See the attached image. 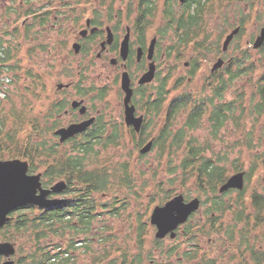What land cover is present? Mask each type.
<instances>
[{
  "label": "rangeland",
  "instance_id": "1",
  "mask_svg": "<svg viewBox=\"0 0 264 264\" xmlns=\"http://www.w3.org/2000/svg\"><path fill=\"white\" fill-rule=\"evenodd\" d=\"M13 1L0 0V49L8 51L7 54L0 53V56H9L6 61H0L2 68L0 69V161L30 160L34 173H44L47 168L58 163L60 155L69 153L71 149L70 145L61 148L58 150L59 153H56V156L51 159H49L51 156L45 158L44 151L38 155L35 153L37 146L40 147L43 142L51 141L50 133L46 131L44 125V119L48 113L46 96L56 92L57 84L77 79L69 75L67 77L62 75L66 70L69 73L76 72L77 64H73L74 68L64 66L67 69L54 65L55 48L52 49V52L47 53L50 38L44 33V31H49V28L40 31L36 27L31 35L23 34L21 27L18 31H14V11L18 7ZM110 1L106 0L103 7L105 13L110 8ZM155 1L156 11L150 18L149 37H154L159 28L167 26L166 0ZM44 2L46 0H32L25 5L24 10L37 9ZM55 6L56 4L53 3V7ZM136 7L137 3H134V0H115L114 10H120L122 16L128 14L133 21L136 16ZM175 7L176 13H180L178 5ZM131 8L133 11L130 15ZM200 25L199 31L195 29L199 32L198 39L193 40L190 45L184 44L185 47L181 48L182 51L176 59L166 58L160 64L162 77L167 74L168 70H173L175 66L177 68L165 88L168 91L166 101L187 93L190 96L192 94V98L197 102L207 99L212 96L214 88L221 84L218 81L220 78L224 82H228L230 77L228 72L233 74L244 72L231 81L230 86L223 94V103H235L236 109H238L234 111V114L231 112L228 123L217 134H214L207 117H204L201 126L191 133L188 132V139L189 137L194 139L196 145L203 148L202 157L212 160L216 166L224 169L227 176L238 171L246 172L243 194L232 192L220 200L223 205L231 206L229 212L226 215L223 214L224 217L221 220L223 233L230 239L229 242L234 247L239 245L240 241H247L264 252V207L262 208L261 205L258 207L253 203L254 195L264 196V111L259 113L257 110L260 102L257 90L264 76V47L254 48L256 39L264 29V0H210L201 17ZM237 27L241 29L239 34L235 36L227 52L223 53L226 37ZM173 39L174 36L168 35L162 46H168L175 42ZM14 50L15 58L13 57ZM245 52L249 59L245 60L242 65L244 66L242 69L245 71H239L236 63L238 60L245 59ZM220 58L224 60V65L216 74H212V67L218 63ZM193 62H198L199 65L195 73L191 72ZM28 77L30 78L28 79ZM86 78L85 87H96V90H89L87 95V99L92 105V102L98 98V90L104 82L100 81L97 73L90 69ZM115 97L116 95L112 93L104 99H98L94 104L97 108L105 106L106 113L112 114ZM185 113L186 110H183L182 115L179 112L171 118L170 129L176 131L182 127L186 119ZM163 119V116L150 114L148 121L151 123L146 129V141L159 135ZM115 120L117 119L115 118ZM31 121L34 126H31ZM118 125L121 126L119 142L104 148L97 147L98 155L89 157L87 163L89 170L112 171L113 178L110 187L105 191L108 198H103V202L109 200L115 205H124L125 208L119 207L111 214L101 212L100 220L95 224L96 230L104 227V229H100L101 233L93 231L82 237H89L88 244L96 250L102 248L100 245L108 247L111 252L110 256L119 258L120 253L116 250V246L120 245L124 251L128 249L131 253L136 252L134 241L137 239L138 228L135 230L134 228L140 223H144L147 229L143 235L145 236L143 252L149 251L148 256L157 258L159 256L157 250L160 246L154 244L155 230L150 224L152 210L157 205H163L169 197L176 194L182 193L190 199L194 196H201L203 193L196 183V178L189 175L194 173L195 169L187 173L180 169V163L186 153L185 148H175L170 152L167 145L165 152L162 153L163 150L158 146L149 153L141 155L137 145L141 138L133 136L127 131L122 118ZM183 146L186 147L185 144ZM27 153L38 157L31 160L26 157ZM199 163L197 162L196 165ZM123 164H127V166ZM126 167L132 174L129 185L121 178ZM45 178L43 175V180L48 182V178ZM98 197L101 199L102 194H99ZM202 197L204 201L207 199L205 195ZM263 201L264 198H261L260 204ZM208 207L209 202L200 212L203 214ZM202 214L194 217L193 224L195 226L200 225L196 221L202 219ZM205 214L204 217L207 219L208 214ZM239 214L242 215L241 221L235 225L234 222ZM228 226L234 234L238 233L234 237L237 239L233 238L234 234L232 237L227 235L226 227L228 228ZM13 230L9 228L0 231V242L10 240L16 244L18 252L19 249H22L23 255L26 252L27 254L34 252L35 242L29 241L25 236L15 233ZM76 235L74 230L62 235L60 229L58 235L54 237L52 233H49V236L42 239L41 243L48 246V250H52V247L60 242L67 246L68 240L71 237L76 238ZM102 237L106 238H104L105 242L101 241ZM201 237L205 248H199V254L196 249L197 256L201 257L195 258V264H204L207 260H215V256L217 264H239L241 262L240 258L231 259L232 255H235L234 248L231 254L228 252L229 250L226 253L223 250L217 252L206 250L210 249L208 243L210 240L202 234ZM163 245L167 248L171 244ZM187 246L191 247L188 244H181L180 249H186ZM244 249L243 246V252ZM99 253L101 251H96L95 254V252L91 253L80 247V249L72 250L70 258L66 261L61 259V264H93ZM182 255L181 252L173 257V262H177L178 260L175 258ZM263 257L264 255L259 254L260 259ZM243 259H245L244 263ZM240 264H252L248 253H243Z\"/></svg>",
  "mask_w": 264,
  "mask_h": 264
},
{
  "label": "flooded vegetation",
  "instance_id": "2",
  "mask_svg": "<svg viewBox=\"0 0 264 264\" xmlns=\"http://www.w3.org/2000/svg\"><path fill=\"white\" fill-rule=\"evenodd\" d=\"M30 1L32 0L13 1L18 7L15 8L14 11V31H18L19 27H21L23 34L31 35L36 27H38L40 31L49 28V31H44V33L50 38L47 53L52 52V49L55 48L54 65H59L67 69L64 66L74 68L73 64H77L76 72L69 73V71L66 70L64 74H62L65 77L69 75L77 79L57 84L56 92L46 96V100L48 101V113L47 117L44 119V125L46 131L50 133L51 141H46L41 144L44 148L45 158L51 156L49 158L51 159L55 157L56 153H59V149L65 148L68 145L71 146L69 153L60 155L61 157L58 163L47 168L44 173H34L30 160H26L29 164L28 173L30 175L42 174L41 181L45 189L52 188L58 182H65L66 184L63 191L60 193H51L48 196L50 200H62L63 202L61 204L48 208L31 205L37 209L46 211H55L63 206L61 210V221L59 223L61 234L64 235L70 230H74L77 233L76 238L71 237L68 240L67 246H65L63 242H60L58 245L59 249L55 251L54 245L51 250L52 253L59 252L61 259L66 261L70 258V252H72V250L83 247L85 251L91 253L95 252V254L96 251H101V253L97 254V258H95L93 264H195V258L201 257L200 255L197 256L196 249L198 253L199 248H205L202 240L203 238L201 237L202 234L210 240L208 242L210 249H206L208 251L217 252L218 250H223L226 253L227 250H229L228 252L231 254L234 248L235 255H232V260L240 258L242 262L243 253H248L252 264L264 263V257L261 259L259 258V254L262 256L264 255L263 250L247 241H240L239 245L234 247L229 242L230 239L224 235L223 226L221 224L222 217L229 212L231 206L223 205L220 203V200L223 196L232 192H237L239 195L243 194L246 184L245 171H238L233 174L236 175L240 172L244 173L243 189L231 188L222 192L221 188L233 175L227 176L222 168L224 173H201L198 172V168L195 167L194 173L189 175L192 178H196V183L203 194L201 196H194L190 199L182 193L176 194L175 196L169 197L163 205L157 206L163 207L173 198L182 195L184 203L186 204L198 201V208L188 216L186 221L179 223L175 229L168 231L163 237H157L159 228L156 224H152L151 222V216L154 209L157 207L155 206L150 215V224L155 230L154 244L160 246L157 250L159 252L157 258L148 256L149 251L143 252V243L145 240V236L143 235L147 229L144 223H140L139 226H135L134 228V230L138 228L137 239L134 241L136 252L131 253L128 249L124 251L120 245L116 246V250L120 253L119 258L110 256L111 252L108 250V247L100 245L102 248L96 250V248L88 244L89 237H82L93 231H97L99 234L101 233L100 229H104V227L98 230H96L95 227V224L98 223L97 221L100 220L101 212L103 214H111V212L116 211L119 207L125 208L124 205H115L114 202H109V200L103 202V198H108L105 191L110 187L113 177L111 175L112 171L107 172L105 170L104 172H97L95 170H89L87 160L91 156L98 155L99 151H97L96 148H104L119 142V128H121V126L118 125V122L121 118L123 119L127 131L133 134V136H139L141 138L140 143L137 144L141 155H145L141 153V150L150 141L154 142L152 150L157 148L155 147V143L158 135L151 137L147 141V138H145L147 135L146 129L151 123L148 121L150 114L163 116L162 128H171V118L168 112L174 99L170 101L167 100L168 102L166 101L168 91H166L165 88L168 84V80L172 77L173 72H175L177 68L176 66L173 67V70H168L167 74L162 77L160 64H162L161 62H163L164 59L166 60V58L176 59L177 55L179 56L180 51H182L181 48L185 47L184 44L180 45L178 24L176 22H171L170 19L171 17L178 19L180 15L186 14L185 5L189 0H185L184 2H181V0H166L165 18L167 20V26L165 28H159L154 37H149L148 32L151 29L150 18L154 16L156 11L155 0H134V3H137V7L135 8L136 16L133 21L129 18L128 14L122 16L120 10H114L115 0L110 1V8L107 9L108 12L106 13L103 11L106 0H46V2L37 9L30 8L24 10L25 5ZM53 3L56 4L55 7H53ZM176 5H178L180 9V13L178 14L176 13ZM188 10L193 12L194 6L191 9L188 8ZM132 11L131 8L130 15ZM168 35L174 36L173 41L175 42L163 47L164 39ZM195 39L197 38L191 39L186 46L192 44ZM262 47H264V44L258 49ZM222 52L226 53L227 51L222 49ZM0 53H3L2 49H0ZM13 57L15 58V50L13 51ZM8 58L9 56H0V61L3 62L2 59L6 61ZM194 64H196L197 67L194 66ZM214 66L215 64L213 67ZM191 67V72L195 73L199 68L198 62H193ZM213 67L211 70L212 74H216L217 71L221 69L218 68L213 70ZM0 69L2 68L0 67ZM89 69L97 73L98 79L100 78L99 80L104 82L98 90V98L92 102V105H90L87 95L89 90H96V87L91 86L89 88L84 86ZM29 78L30 77H28V79ZM124 78L129 82V87L132 90L129 102H127V92L123 89ZM95 80L96 79H94V81ZM163 89L166 91V94L165 92L163 94ZM112 93L116 95V101L114 100L113 104L114 110L112 114H107L105 106L97 108L94 102H97L98 99H104ZM212 96L197 102V100L192 98L191 94L189 113H197L198 110L196 108L202 107L203 109L200 111L203 112V116L198 126L189 130L190 133L201 126L204 117H207L214 134H217V132L230 120L229 119L227 122L224 121L225 123H219L215 118L213 121L212 114L214 113V109L220 104L222 105L223 99L220 100L217 98L214 99V103H210L209 100ZM128 107H133L135 119H141L142 125L140 131H137L133 123L129 124L127 122ZM115 118L117 120H115ZM87 122L90 123L84 131L78 132L64 140L63 136L58 134V131L62 129H69L74 125ZM31 126H34L32 121ZM189 142L193 147H199L191 137H189ZM203 154L204 152L202 151V155ZM202 155L201 158H199L201 163L207 162L209 164H214L212 160L205 159ZM78 163H81V165ZM123 165L127 166V164ZM58 170H63V173L60 176L54 177L53 180H50L48 174L58 172ZM43 175L46 177L45 179L48 178V182L47 180H43ZM83 175H86V178L91 180V187L93 186L96 188L99 182H102V185L104 184V192L96 191L93 188L88 190L85 187L86 184L80 181ZM131 177V171H128L126 167L121 178L129 185L131 184ZM84 193H89L90 197H82L80 199L79 195ZM99 194H102L101 199L98 197ZM203 195L207 197L205 201L202 197ZM261 198H264V196L254 195L253 203L258 207L261 205L263 208L264 201L260 204ZM88 200H90L91 203L85 204ZM208 202L209 207L202 214L200 210L203 209ZM28 206L30 205L21 208H28ZM13 212H11V214ZM205 213L208 214L207 219L204 217L206 216ZM199 214H202V219L196 221V223L200 225L195 226L193 224L194 217ZM237 217V220L234 222L235 225L241 221L240 217H242V215L239 214ZM7 224L1 227L0 231L6 230L5 227ZM226 230L227 235L232 237L234 233L230 226H228V228L226 227ZM13 231L15 232V230ZM236 235H238V233H235L233 238ZM104 238L105 237L101 238L102 242H105L106 238ZM5 242L11 243L16 251L10 259L14 264H20L19 259L24 256L22 255V249H19L18 252L16 244L10 240H4L0 243ZM166 243H170L171 245L165 248L163 244ZM112 244L115 245L114 243ZM181 244H188L191 247L189 248L187 246L186 249L181 250ZM243 246L245 247L244 252ZM138 250L140 251L138 252ZM181 252L183 255L175 258V260H178L177 262H173L172 258L179 255ZM7 260V257L0 255V264H4ZM53 261H56V259H53ZM244 262L245 259H243V263ZM204 264H217L216 256L215 260H207Z\"/></svg>",
  "mask_w": 264,
  "mask_h": 264
},
{
  "label": "trees",
  "instance_id": "3",
  "mask_svg": "<svg viewBox=\"0 0 264 264\" xmlns=\"http://www.w3.org/2000/svg\"><path fill=\"white\" fill-rule=\"evenodd\" d=\"M172 2V1H171ZM210 0H189L186 2V14H182L177 18L171 17V22H176L179 27V39H180V45L188 44L191 39L193 38H199L198 36L199 29H200V21L201 17L204 13V10H206ZM194 6V11L191 12L192 7ZM195 29L197 31H195ZM195 31V33L193 32ZM199 44V43H198ZM1 45V44H0ZM2 52L4 54H7L8 51L5 49H2ZM248 54L245 52V59L238 60L236 65L239 68V71L243 70L242 65H244L245 60L248 61L249 57H247ZM4 62V59H2ZM194 66L197 67L196 64ZM247 68V67H245ZM229 73V80L228 82H224L222 78H220L219 83L220 85H217L213 92V96L210 98V103H214V99H222V96L226 89L230 86L231 81L237 77L240 74H243L244 72H241L240 74H233L232 72ZM262 82L260 83L257 94L260 97V102L258 103L257 110L258 112L264 111V77L262 78ZM166 94V91L163 89V94ZM191 96L189 93L182 95L181 97H178L172 101L171 107H169L168 115L170 118H172L175 114L181 112L183 110H186V119L182 127H180L178 130L174 131L173 129H168V127H163L159 135L156 137V143L155 147H160L165 152V148L168 145V149L170 152L175 149H186L185 157L182 159L180 163V169L184 172H190L191 170L196 169L197 171L201 173H224L221 168L218 166H215L214 164H209L207 162H200L199 158H201L202 155V148L192 146L188 139V132L193 127H197L200 120L202 119L203 112L200 111L203 108L197 107L198 110L197 113H189V102H190ZM236 110V104H220L218 107H215L214 113L212 114L213 121L215 118L218 120L219 123H225L230 119L231 112L234 114V111ZM225 121V122H224ZM172 125V124H171ZM170 125V126H171ZM188 139V140H186ZM186 145L184 147L183 145ZM41 147V148H40ZM40 147H36L35 153L38 155L42 153L43 147L40 145ZM37 155H32L27 153L26 157L30 158L31 160H34L37 158ZM197 162H200L198 165H196ZM81 165V163H78ZM33 169V167H32ZM63 170H58V172L50 173L48 174V178L50 177V180H53L54 177L60 176L63 172ZM81 182H84L86 185L85 187L88 190H91V188L95 189L99 192H104V184L102 185V182H99V185L95 187H91V180L86 178V175L82 178H80ZM102 181V180H100ZM90 184V185H88ZM46 185V184H45ZM91 192V191H90ZM89 192V193H90ZM81 194L79 195L80 199L82 197L87 198L90 197V194ZM91 201L88 200L85 204H90ZM62 207H59L55 211H46L43 209H37L34 206H28V208H18L11 214V219L8 222L6 229H14L15 233H20L22 236H25L29 241L35 242V250L34 252H29L27 254H24L21 259H19L20 264H61V257L59 252H53L51 250H48V246H44L41 241L42 239L49 236V233H52L54 236L58 235L60 227V221L62 216ZM36 211V212H35ZM33 214L31 215V213ZM15 215V216H14ZM34 236V237H32ZM59 244L55 245V251L59 249ZM23 255V252H22ZM53 259H56V261H53Z\"/></svg>",
  "mask_w": 264,
  "mask_h": 264
},
{
  "label": "water",
  "instance_id": "4",
  "mask_svg": "<svg viewBox=\"0 0 264 264\" xmlns=\"http://www.w3.org/2000/svg\"><path fill=\"white\" fill-rule=\"evenodd\" d=\"M185 0H181L184 2ZM240 27L235 28L225 39L223 50L227 51L229 45L234 40L235 36L239 34ZM264 44V29L261 35L256 39L254 48L258 49ZM224 60L219 59L215 64L213 70L223 66ZM123 89L127 92V102L130 101L132 90L129 87V82L124 78ZM133 107L127 108V122L133 123L137 131H140L142 121L135 119ZM137 120V121H135ZM90 122L74 125L69 129H62L58 134L63 136V140L84 131ZM153 141H150L142 150V154L149 153L153 148ZM29 164L27 161L20 159L0 161V228L10 221L11 212L18 208L35 205L41 208H48L61 204L63 201L59 199L50 200L48 196L51 193H60L66 187L65 182H58L52 188L45 189L43 187L41 178L42 174L30 175ZM244 173L240 172L233 175L228 182L221 188L225 191L231 188L243 189ZM198 208V201L184 203V198L179 195L165 204L163 207L157 206L151 216L152 224H156L159 228L157 237H163L168 231L177 227L179 223L187 220L188 216ZM15 249L11 243H0V255L8 258L4 264H14L10 259L15 253Z\"/></svg>",
  "mask_w": 264,
  "mask_h": 264
}]
</instances>
